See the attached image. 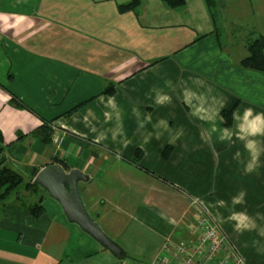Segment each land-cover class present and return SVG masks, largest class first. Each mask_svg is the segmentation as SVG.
Segmentation results:
<instances>
[{
    "label": "crops",
    "instance_id": "1",
    "mask_svg": "<svg viewBox=\"0 0 264 264\" xmlns=\"http://www.w3.org/2000/svg\"><path fill=\"white\" fill-rule=\"evenodd\" d=\"M131 1L0 0V167L25 180L56 160L81 170L86 210L126 257L122 219L153 258L205 208L246 264H264V72L240 65L246 43L264 38V0H215L214 20L204 0L120 13ZM109 83L114 93H101ZM236 103L226 127L221 110ZM43 121L57 141L30 133ZM45 193H20L28 204L43 195L39 218L0 205V264L124 261Z\"/></svg>",
    "mask_w": 264,
    "mask_h": 264
},
{
    "label": "trees",
    "instance_id": "2",
    "mask_svg": "<svg viewBox=\"0 0 264 264\" xmlns=\"http://www.w3.org/2000/svg\"><path fill=\"white\" fill-rule=\"evenodd\" d=\"M204 1L210 12L212 20H214L216 17L217 8L215 0ZM161 2L165 5V7L172 10H179L185 6V0H161ZM140 6V0H133L127 4L120 5L118 7V10L120 13L136 12ZM246 50L247 55H245V57L241 59L240 65L247 69L264 72V38L258 37L254 40L248 41L246 43ZM114 91V84L109 83L103 88L101 93L113 94ZM10 102L15 107L28 108L27 105L14 94L11 95ZM82 104L84 103H80L72 107L65 114H72ZM236 105L237 103L230 108H224L221 110V116L224 119V125L226 127H231L233 125V112ZM34 132L39 133L45 143H49L50 141H52L53 134V126L51 125V121H43L41 125L31 130L30 133ZM4 149L5 144L3 141L2 132L0 131V153ZM171 150V146H166L162 151L163 157H168ZM56 162L60 163L65 169H69V166L63 163L61 160H56ZM22 190L28 191L30 194H34L35 192L40 190V187L33 182V179L25 180V178L19 172H17L10 166L0 167V205H6L10 203V200L13 202H19L22 207H28L29 212L33 217H41L45 213V208L42 205V202L35 200L32 204H28L20 195ZM125 255H127L126 252H123L119 258H124L126 257Z\"/></svg>",
    "mask_w": 264,
    "mask_h": 264
},
{
    "label": "built area",
    "instance_id": "3",
    "mask_svg": "<svg viewBox=\"0 0 264 264\" xmlns=\"http://www.w3.org/2000/svg\"><path fill=\"white\" fill-rule=\"evenodd\" d=\"M58 135L54 130V142ZM182 231L181 236L166 237L148 264H246L237 247L205 208L193 211L191 220L182 224Z\"/></svg>",
    "mask_w": 264,
    "mask_h": 264
},
{
    "label": "water",
    "instance_id": "4",
    "mask_svg": "<svg viewBox=\"0 0 264 264\" xmlns=\"http://www.w3.org/2000/svg\"><path fill=\"white\" fill-rule=\"evenodd\" d=\"M86 179L87 175L79 169L66 171L62 165L50 163L35 174L33 182L60 204L69 221L76 223L101 246L120 257L122 249L101 229L84 207L78 182ZM42 199L40 197L39 202Z\"/></svg>",
    "mask_w": 264,
    "mask_h": 264
},
{
    "label": "rangeland",
    "instance_id": "5",
    "mask_svg": "<svg viewBox=\"0 0 264 264\" xmlns=\"http://www.w3.org/2000/svg\"><path fill=\"white\" fill-rule=\"evenodd\" d=\"M45 194L46 195H44V198L46 199L50 198L47 195V193ZM93 195L94 193L91 194V196ZM40 197H43V195H39L38 201ZM90 200H91L90 196L86 192H83V200H82L84 202L83 204H85L84 205L85 208L89 209V211L93 213L89 208V205H91L92 202V201L90 202ZM98 207L99 206L97 205L96 208L98 209ZM122 220L123 222L121 224V228H125V231H122V235L118 241L119 243H121L124 249L128 251L129 256L122 259L124 261L121 264H148V262H150V260L152 259V256H150V254L147 253L143 254L142 249H144V245H142L143 243L139 244V240H141L143 238V235L146 234L141 233L140 230H138V228L132 229V226L129 222L125 221V219ZM105 231L109 233L108 230ZM175 234L179 236V232H175Z\"/></svg>",
    "mask_w": 264,
    "mask_h": 264
}]
</instances>
